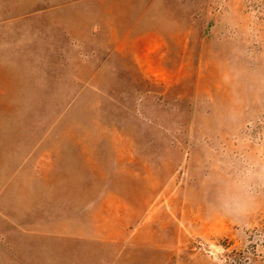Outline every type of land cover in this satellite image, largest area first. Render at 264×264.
Wrapping results in <instances>:
<instances>
[{
    "label": "rangeland",
    "instance_id": "374dc122",
    "mask_svg": "<svg viewBox=\"0 0 264 264\" xmlns=\"http://www.w3.org/2000/svg\"><path fill=\"white\" fill-rule=\"evenodd\" d=\"M0 264H264V0H0Z\"/></svg>",
    "mask_w": 264,
    "mask_h": 264
}]
</instances>
